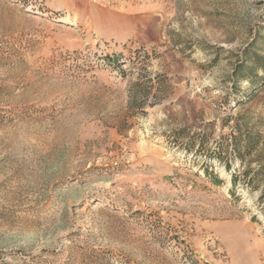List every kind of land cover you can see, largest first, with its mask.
<instances>
[{
	"label": "rangeland",
	"instance_id": "obj_1",
	"mask_svg": "<svg viewBox=\"0 0 264 264\" xmlns=\"http://www.w3.org/2000/svg\"><path fill=\"white\" fill-rule=\"evenodd\" d=\"M257 33L264 0H0V264H264Z\"/></svg>",
	"mask_w": 264,
	"mask_h": 264
},
{
	"label": "trees",
	"instance_id": "obj_2",
	"mask_svg": "<svg viewBox=\"0 0 264 264\" xmlns=\"http://www.w3.org/2000/svg\"><path fill=\"white\" fill-rule=\"evenodd\" d=\"M264 47V34L257 33L253 42L244 50L239 63L234 69V79L236 81L247 80L250 82L251 87L257 88L264 83V74L259 75L256 73L257 69H262L264 71V55L260 53V50ZM180 132H177V138L180 137ZM261 136L258 132L249 129L246 124L242 125L239 123L233 130V136L230 140V146L228 149H217L211 154H215L218 158L222 160L223 152H227V155L231 157L230 161L234 159L245 160L248 156L254 154L260 145ZM192 144V143H191ZM201 147V145H200ZM195 145L187 147L189 151H194ZM202 149V147H201ZM230 166V165H228ZM209 176L213 175L210 171L206 169ZM255 174V172H253ZM237 181L233 177L231 179V184L236 185ZM260 202L264 203V188L261 192Z\"/></svg>",
	"mask_w": 264,
	"mask_h": 264
}]
</instances>
